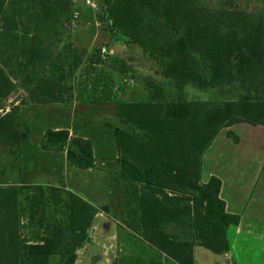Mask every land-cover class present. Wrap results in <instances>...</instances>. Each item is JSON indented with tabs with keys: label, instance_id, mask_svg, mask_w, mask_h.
<instances>
[{
	"label": "trees",
	"instance_id": "trees-1",
	"mask_svg": "<svg viewBox=\"0 0 264 264\" xmlns=\"http://www.w3.org/2000/svg\"><path fill=\"white\" fill-rule=\"evenodd\" d=\"M72 7L71 0H0V58L17 39L22 19L51 25L67 20ZM94 16L103 34L126 48L128 61L138 58L166 81L144 80V102L113 99V119L104 123L118 179L128 190L123 224L175 264H194L195 246L226 254L227 230L240 218L226 212L217 177L201 181L202 157L222 130L237 142L230 127L264 128V0L252 13L229 1L209 7L203 0H101ZM36 53L30 47L31 65L40 61ZM97 53L111 70L129 72L125 58L102 57L99 48ZM67 54L74 73L83 57L77 50ZM64 81L61 76L31 82L32 96L37 102H66ZM186 86L219 90L223 100H189L183 96ZM13 90L0 65V100ZM17 110L0 114V137L13 150L27 136ZM93 139L48 128L40 148L64 153L70 168L86 171L95 167ZM96 212L58 186L0 187V264H75Z\"/></svg>",
	"mask_w": 264,
	"mask_h": 264
},
{
	"label": "rangeland",
	"instance_id": "rangeland-1",
	"mask_svg": "<svg viewBox=\"0 0 264 264\" xmlns=\"http://www.w3.org/2000/svg\"><path fill=\"white\" fill-rule=\"evenodd\" d=\"M71 1V13H79L74 27L70 25L71 15L67 20L45 26H36L34 20L24 18L17 39L10 45L7 54L0 58L2 68L11 73L13 68L15 72L26 68L23 63L28 61L30 47L39 51L40 48H47L52 61L64 56L67 43H71L83 57L82 64L74 73L68 69L69 62L63 66L65 69L62 67L65 73L64 91L68 97L66 102H37L32 96L31 82L19 79L13 82L14 90L0 100L1 115L11 107L18 109L19 129L27 135L17 150L9 149L0 137V186L22 182L58 186L79 195L97 209L88 239L77 250L75 264H172L161 258L160 253L154 252L147 243L137 240L139 237L131 235L123 224L128 190L118 179L113 140L104 125L113 119V99L144 102L148 98L144 80L150 77L157 84L163 80L148 71V67L138 58L128 61L126 48L103 34L95 19V12L86 8L83 0ZM203 1L209 7L229 1L247 13L260 9V0ZM97 48L101 49L102 57L125 58L131 65L127 75L111 70L102 62ZM90 59L95 64H91ZM16 77L21 79L18 74ZM183 92V96L189 100H223L219 90L203 91L186 86ZM48 128H67L71 136L93 135L95 167L87 171L75 170L67 165L63 153H48L40 148L43 133ZM228 130L235 134L237 142L227 138V130H222L207 153L232 158L238 156L242 159L237 163L238 171H258L261 173L259 182H264V128L239 124ZM206 179V172L203 173L202 169V182H206ZM259 193H264L262 187H256L253 191L250 215L263 220L264 200L256 201ZM194 256L196 264H224L221 255L201 247L196 249Z\"/></svg>",
	"mask_w": 264,
	"mask_h": 264
},
{
	"label": "crops",
	"instance_id": "crops-1",
	"mask_svg": "<svg viewBox=\"0 0 264 264\" xmlns=\"http://www.w3.org/2000/svg\"><path fill=\"white\" fill-rule=\"evenodd\" d=\"M28 32H29L28 33L29 36L31 37L32 35L30 31ZM19 33H20V28L17 30V35ZM66 46H68V48H65L66 54L62 57H57V59H52V61H50L51 55L49 54L47 48H40V51L36 48L35 49V51L37 52L36 54L40 56L39 62L37 61L34 65H31L28 58L27 63L26 64L23 63L26 68L22 69L21 71L19 70V72H15L14 68L12 69L11 73H8L9 70L8 71L6 69L3 70L12 82L16 81L17 79L22 81H29V82H35L43 78L52 81L58 80L60 79L61 76H64L65 74L64 71L62 70V67L68 64L69 62V57H67L68 56L67 51L77 50L75 49V46H73L71 43H67ZM5 55L6 54H4V56ZM46 62L48 63L46 64ZM63 68L65 69V67ZM16 74H18L21 77V79L17 78ZM217 145L219 146L220 144ZM208 149L202 157V162H203L202 169H203V173L204 171L206 172L207 175L206 181L211 176L217 177L221 181V189L219 192V197L225 203L226 212L230 214L238 215L240 218L237 226H231L227 230V239L229 241L230 249L226 254L221 255V258H223L224 264H264V219L257 220L250 215L251 214L250 210L252 208L251 201L254 200V195H253L254 189L256 187H262L264 189V182L261 181L259 182L261 173H259L258 171H256L255 173L249 171L248 172L244 171L241 173V171L239 172L238 171L239 169H237L238 168L237 163L239 162V160L241 162L242 159H240L238 156L233 158L231 156L225 157L222 155L214 156L207 153ZM48 153H52V152H48ZM202 169H201V181H202ZM11 185H19V184H11ZM37 185H47V184L44 183ZM0 187H4V186H0ZM262 199L264 200V193H259L258 200L256 201L259 200L262 201ZM249 216H251L252 218H249ZM130 234L133 235L134 233L130 230ZM132 237L135 238L134 236ZM137 240L144 242L140 238ZM197 248L199 247L195 246L193 248L194 264H196L194 254ZM152 250L154 252H157L153 248ZM160 256L164 260L166 259L168 262L175 264L171 260L167 259L164 255L160 254ZM76 259H77V251H76Z\"/></svg>",
	"mask_w": 264,
	"mask_h": 264
},
{
	"label": "built area",
	"instance_id": "built-area-1",
	"mask_svg": "<svg viewBox=\"0 0 264 264\" xmlns=\"http://www.w3.org/2000/svg\"><path fill=\"white\" fill-rule=\"evenodd\" d=\"M83 2L86 8L95 12L99 8V4L101 0H83ZM78 19H79V13L77 11H73L71 13V20H70L71 27L75 26Z\"/></svg>",
	"mask_w": 264,
	"mask_h": 264
}]
</instances>
